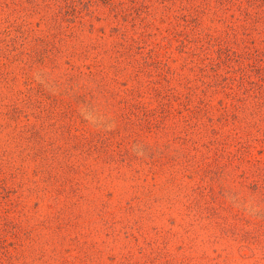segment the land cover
Here are the masks:
<instances>
[{"label":"rangeland","instance_id":"374dc122","mask_svg":"<svg viewBox=\"0 0 264 264\" xmlns=\"http://www.w3.org/2000/svg\"><path fill=\"white\" fill-rule=\"evenodd\" d=\"M0 264H264V0H0Z\"/></svg>","mask_w":264,"mask_h":264}]
</instances>
